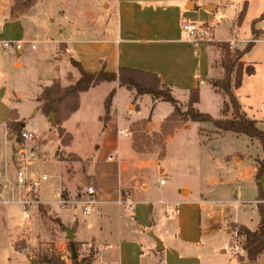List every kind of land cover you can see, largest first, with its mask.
I'll return each instance as SVG.
<instances>
[{
	"label": "rangeland",
	"instance_id": "rangeland-1",
	"mask_svg": "<svg viewBox=\"0 0 264 264\" xmlns=\"http://www.w3.org/2000/svg\"><path fill=\"white\" fill-rule=\"evenodd\" d=\"M5 1H7L6 7L11 3L8 16L12 19L24 18L27 28L35 39V29L38 30L37 39L39 40V43L31 42L25 46V54L29 53L30 57L23 68L11 66L8 71H0V86L5 90L4 96L0 97V124L4 125L0 126V167L3 165L5 156H11L14 171L13 183L17 181L16 167L20 160L28 161L27 169L30 179L43 175L50 177L48 182L41 185L36 194L38 203L32 205L34 207H30L29 214L39 219L42 228H44L42 223H45L48 232H50L45 237V241L54 247L55 252L43 256L42 253L49 251L48 247H36L29 250L26 239L19 238L15 242V248L20 252H25L27 260L31 264H39L43 258L52 256L60 258L66 264H73L71 245L74 244L78 256L75 261L78 264H86L85 261L88 260L91 261V264L97 262L102 247L101 243H98L97 246L95 245L97 243H78L74 239L69 240L66 228L76 233L72 218H75L74 222L82 223L84 220L89 221L92 217H96L97 208L93 214L84 217L78 202L86 200V190L89 187L96 188L93 173L107 174L109 172L112 174L113 169H117L119 164L125 162L132 164L130 155L132 152L131 139L133 138L139 139L138 145L146 153L151 152V155L145 160L148 162V167L141 174L142 180H146L151 186L145 197L147 201L160 200L163 197L174 198L177 190L188 184L191 187V195L188 200L195 202L207 192L203 188L204 184L211 182L208 199L212 201V206L219 212L224 211V218L232 216L235 223H240L249 229L255 226L258 215L257 206L254 204L259 198L256 174L259 161L264 156L262 146L257 139L237 136L233 133L216 135V129L210 123L182 121L181 125H171L167 128L166 132H171L169 134L170 141H167L161 134V127L156 130L153 123H166L173 113L174 107L169 103L159 102L153 109L152 100L149 97H143V99H136V97L131 101V111H128L131 98H129V92L123 89L118 96L116 91L111 115H115V118L118 117L121 120L128 113L125 118L127 122L131 123L128 130L131 136L125 133L120 134L119 139L118 137L114 139L112 147L98 149L97 147L102 144L103 140L101 117L105 113V99L113 90L111 84L100 85L89 93L86 92L82 99L80 98L79 111L63 123V128L72 136L69 146L65 147L61 144L58 126L55 125L56 114L52 113L55 114L53 121L52 114L47 118L41 112L37 99L42 86L51 85L55 78L61 84L74 82L71 73L67 78L64 68L54 69L47 62H39L36 58L43 54L44 57H52L58 61L65 59L62 54L67 52V44L62 41H66L74 52L76 50L77 52L85 51L90 68L88 72H99L103 67L111 71L108 68L113 66V47L116 46L110 42V38H114L117 19L116 12L113 14L110 11L114 10L116 0ZM215 1L220 5L218 12L210 14L200 11L188 18L198 26L209 25L210 39L212 40H207L209 38L204 37L202 43L211 46L212 50L217 53L213 64L220 68L222 53L215 46L218 42L213 40L214 32L216 39L229 42L233 55L236 51H243L248 43L255 40L254 38L262 42H256L254 48L245 55V60L248 62L246 63L253 65L256 73L253 76L244 77L243 85L236 92V96L242 109L250 118L255 119L258 122V127L264 131L261 112L264 105V32L256 30L257 37H254L253 34L255 28L264 30V20H259L264 14V0ZM245 3L247 4L246 16L239 26L238 17ZM108 19L109 22H106ZM20 36L24 39L23 31H20L19 26L7 24L5 28H0V40L19 42ZM231 39H234L235 42L230 43ZM203 44H193L190 58L184 63L183 69L186 71V75L191 76L190 81L179 83L173 75L170 77L173 78V81L171 80L168 84L172 87L176 99L180 100L185 108V101L192 90V88L188 89L189 83L195 82L200 94L197 108L200 112L219 119L223 117L222 108L228 98L217 92L216 89L203 86L206 81L204 75L209 71L210 62L215 57V53ZM40 47L41 49H39ZM238 47H244V49L240 50ZM31 50L35 52H31ZM40 59L42 60V57ZM66 59L68 60V57ZM200 73L203 81L200 79ZM222 78L223 76L219 79H212L211 84L216 85L217 81ZM13 110L25 120L31 127V131L35 132L34 140L25 142L22 140V136L21 138L10 137L8 134L6 138L4 122L7 121ZM225 117L231 118L232 110ZM184 126L190 127V129H186ZM24 132L27 131L23 130L22 133ZM161 154L163 155L161 156ZM110 157H115V160L109 161ZM160 168H167L174 177L172 181H169L166 175L163 176V179L169 182L167 186L169 192L164 195L153 188L154 184L160 180ZM65 174L70 184L68 186L63 184L61 187ZM110 178L112 177L110 176ZM261 188L264 195V174L261 179ZM186 193L184 192V194ZM120 200L123 201V197ZM96 201H98L97 197ZM189 201L188 203H190ZM236 201L241 205H237ZM251 204H253L254 212L239 211V206L244 209L247 206L250 207ZM100 208L116 211L115 205H102ZM4 209L0 206V233L8 230L10 223H13L3 214L2 210ZM9 211L14 216V225L22 230L25 229L29 219L25 217L26 213L22 207L19 204L12 205ZM66 211L71 216L70 219L65 218ZM62 216L65 221L68 219L71 227L63 224ZM99 220L102 221V218ZM103 223H106V219ZM192 225H198V220L194 218ZM94 227L95 229L92 231L85 232L83 238L94 235L102 242H110L112 235L109 234L108 228L103 229L101 225H94ZM231 227L235 232L231 246L242 244L244 237H236L237 229L241 226L231 225ZM36 230L37 227L31 228L33 233H36ZM147 251L145 245L142 248L140 243L138 250L134 248L133 251V248L129 247L124 264H138V256ZM102 260L106 263L112 261L106 253L102 255Z\"/></svg>",
	"mask_w": 264,
	"mask_h": 264
},
{
	"label": "crops",
	"instance_id": "crops-1",
	"mask_svg": "<svg viewBox=\"0 0 264 264\" xmlns=\"http://www.w3.org/2000/svg\"><path fill=\"white\" fill-rule=\"evenodd\" d=\"M6 2L5 0H0V28H5L7 24L19 26L20 31H23L24 39L20 36L18 40L23 43V49L20 51L0 50V71H8L11 66L23 68L24 65L28 63L30 57L28 52H26L28 55L25 54V46L31 42L39 43L37 39L38 30L35 29V35L33 34L36 37L35 39L29 28H27L24 18L12 19L8 16L11 3L6 7ZM219 9L220 5L215 0H116V2H114V10L110 11L113 14L116 12L117 20L115 21L116 29L114 31V38H110V42L116 47H113V66L108 69L112 72H116L119 68H130L154 73L159 76L161 82L165 85H169L168 83L173 79L170 77L173 75L179 83L185 82L186 80L189 82L191 76L186 75V71H184L183 67L185 61H188L190 58V50L195 43L189 41L184 35L182 23L188 21L197 25V23L191 22L188 17H192L196 12L200 11L213 14L218 12ZM110 12L109 16L111 15ZM106 22H109V19ZM201 26L202 25L199 27ZM255 30L264 32L262 29L255 28ZM213 40L216 42H224L216 39L215 32ZM231 42H235V40L231 39L230 43ZM62 43L67 44V52L62 54V57L65 59L58 61L54 60L52 57H44L43 54H41L42 60L40 56L36 58L39 62H47V64L54 67V69L59 67L64 68L67 78L68 74L71 73L74 77V82L62 83L63 87H68L80 78V73L77 69V65H74V62L77 64L80 63L87 72L90 68L88 66L89 64L86 59L85 51L77 52L76 50V52H74L66 41H62ZM196 43L203 44L202 41ZM257 43L262 42L258 41ZM203 45L210 49L211 52L215 53V57L210 62L209 71L204 75L206 81L204 80L205 83L203 86L216 89V85L211 84V80L221 78L223 76V69L221 70L220 67L213 64L217 53L212 50L211 46ZM238 48L240 50L244 49V47ZM39 49H41V47ZM37 50L38 48L35 51L37 52ZM35 51L31 50V52ZM65 56L68 57L69 61ZM31 58H33V56H31ZM243 61L247 62L245 57ZM200 77L201 81H203L201 73ZM55 80H57V78L53 79V82ZM53 82H51V85ZM105 84L113 85L112 88L116 89L117 96L123 89L128 91L125 88H120L118 83H104L101 86ZM51 85L42 86L41 93L44 88ZM189 85L188 89H195L197 86L193 81H191ZM94 89L95 88L90 91ZM128 92L130 95L129 98H131L128 104V111H131V101L136 98V96L135 93ZM41 93L38 95L37 99L39 107L41 106L39 100ZM4 94L5 90L0 86V97H3ZM85 94L86 93L81 94V99ZM143 97H149L152 100L153 109L155 105L159 103V101L154 102L151 96H142L136 99H143ZM188 98L189 95L185 103H187ZM126 115H128V113H126ZM10 116H8L7 121L4 122L6 138L8 134L7 122ZM18 116L19 121L25 123L24 130L34 134L35 132L31 131V127L25 120L22 119L20 115ZM125 116L120 120L118 117L115 118V115H111V121L105 127L103 125V140L102 144L97 147L98 149L112 147L114 145V139L117 137L119 139L120 134L125 133L131 136V134L128 133L131 123L127 122ZM263 118L264 117H262V120H264ZM153 124L156 130H158L162 122ZM0 126L3 127L4 125L2 126V124H0ZM184 127L190 129V127ZM215 134L222 136L228 133H221L215 130ZM167 141H170V137H168ZM131 145V165L128 164V162L119 164L117 169H113V176L109 172L107 174H92L96 184V197L98 199L96 206L98 210L96 212L97 214L95 213L96 217H92L89 221L84 220L82 223L74 222L75 218H72L74 223L73 226H75L77 230L76 233L66 228L68 239L72 236L78 243H97L95 244L97 246L98 243H101L102 247L100 249L99 259L95 264H124V258L125 255L129 253V247L133 248V251L134 248L138 250L139 243L142 248H144L145 245L148 251L142 252L141 255L138 256V264H264V254L256 263H250L244 251L241 255H235L229 251L228 247L231 246L235 234L231 225H244L235 223L232 216L224 218L225 212H219L212 206V201L208 199V189L211 186V182L204 184L203 188H205L207 192L195 202L188 200V197L191 195V187L188 184L180 187L177 193H175L176 196L174 198L163 197L160 200L147 201L145 197L151 186L146 180H142L141 174L142 171L148 167V162L145 160L151 155V152H137L133 148V139H131ZM118 154H120L119 151ZM13 172L11 156H5L3 165L0 167V206L5 208L2 210L3 214L13 223H10V228L8 230H4L0 233V262H2V264H31L27 260L26 253L20 252L15 248V242L19 238L26 239L29 250H33L36 247H48L49 251L47 253H42L43 256L53 253L55 250L48 241H45V237L49 235L50 232H48L49 230L45 223H42L44 228L41 227L37 217H32L31 214L30 217L27 218L25 214V217L29 219V223L23 230L14 225V216L12 212L9 211V208L12 205L19 204L18 201L24 196V191L15 188V183L12 182ZM159 175L160 180L158 183L154 184L153 188L164 195L169 192L167 188L169 182L166 180V184L161 186L160 181L163 179L164 175L168 177L169 181H172L174 177L167 168H160ZM110 176L112 178H110ZM67 178L65 174L61 187L63 184L66 186L70 184ZM184 192L187 193L184 194ZM121 197H123L124 203L122 205L119 204ZM188 201L190 203H188ZM258 202L259 201L256 200L254 205L257 206ZM236 204L241 205L238 201H236ZM102 205H115L116 211L113 212L108 208L104 210L100 208ZM252 206L253 204L244 209L239 206V211L254 212ZM35 208L37 209V207ZM257 215L258 221L250 230H256L258 227L260 221L258 210ZM63 216L62 218L60 217L63 224L67 227H71V223L67 221L68 219L65 221ZM65 218H71L67 211ZM97 218H102L103 222L104 219H106V223H103ZM194 218L198 220V225H192ZM33 221L34 223H32ZM94 225H101L103 229L105 227L108 228L109 234L112 235L109 240L110 242H102L94 235L89 238H83L85 232L87 233L95 229ZM36 227V233H33L31 228ZM153 236L161 240L163 248L161 251L157 250V242ZM104 253H106L108 258L110 260L112 259V261L108 263L104 262L102 260V255Z\"/></svg>",
	"mask_w": 264,
	"mask_h": 264
},
{
	"label": "trees",
	"instance_id": "trees-1",
	"mask_svg": "<svg viewBox=\"0 0 264 264\" xmlns=\"http://www.w3.org/2000/svg\"><path fill=\"white\" fill-rule=\"evenodd\" d=\"M247 4L238 17V25L240 26L246 16ZM259 20H264V14ZM254 37H257L256 30L253 29ZM248 43L243 51H236L235 55L231 52L229 42H218L215 44L222 53L220 66L223 69V78L216 83V91L224 94L228 101L224 102L222 108V118L215 119L209 114L199 111L197 105L200 102L199 89H192L189 92V98L185 104V108L181 102L176 99L173 89L169 85L161 82L157 74L134 70L130 68H119L116 72H108L103 67L99 72H87L83 69L80 63L77 64L80 78L72 85L63 87L59 80L53 82L49 87L44 88L40 95L41 112L48 118L52 113L56 114V123L58 126V134L63 146H69L72 141V136L63 128V123L66 122L73 114L80 109L81 94L89 92L104 83H118L120 88H125L130 92L135 93L136 97L151 96L154 102H166L174 107V111L167 119V122L161 126V134L168 139L171 132H166L171 125H181L182 121H191L198 123H210L216 130L221 133H233L237 136H247L251 139H257L263 150L264 155V131L258 127V122L251 119L242 109V106L236 96V92L242 87L245 76H253L256 73L253 65L243 62L242 59L250 52L255 44ZM116 95V89H113L104 102V116L101 121L104 127L111 121V111L113 100ZM184 108V109H183ZM232 110V117L227 118L225 115ZM25 128V123L19 121V116L15 110L12 111L9 121L7 122L8 136H16L21 138ZM138 138H133V148L140 153L145 151L138 145ZM163 154H161L162 156ZM264 174V156L259 161V167L256 174V182L259 191L257 210L259 212L260 221L256 230H250L247 227L241 226L237 229V236L244 237L242 249L246 254L247 260L250 263H256L264 254V195L261 188V179ZM69 240H73L70 238ZM75 250V244L71 245ZM86 264H91V261H85ZM39 264H66L60 258L45 257ZM73 264H78L73 261Z\"/></svg>",
	"mask_w": 264,
	"mask_h": 264
},
{
	"label": "built area",
	"instance_id": "built-area-1",
	"mask_svg": "<svg viewBox=\"0 0 264 264\" xmlns=\"http://www.w3.org/2000/svg\"><path fill=\"white\" fill-rule=\"evenodd\" d=\"M182 31L184 35L187 37L189 41H193L194 43L199 41H204V37H208L207 40L210 39V27L207 24L202 25L201 27L192 24L188 21H184L182 23ZM259 40H256L255 42H258ZM23 49V43L21 42H12V41H6V40H0V50L1 51H20ZM263 117H264V105L261 110ZM34 134L30 132H24L22 133V140L25 142H29L34 140ZM21 154V153H20ZM115 157H110L109 161H114ZM28 161H21L18 163L16 167V175H17V181L15 183V188L21 189L24 191V196L21 200L18 201L19 205L22 207V210L26 213V217L29 218V210L32 205H35L38 203L36 194L39 192V189L41 188V185L45 182H48L50 180V177L47 175H43L39 178L30 179L28 175ZM166 184V180L162 179L160 181V185L164 186ZM96 195L97 191L96 188L91 186L86 190V200H81L78 202V204L81 205V212L84 217H88L91 214H93L97 201H96ZM122 198V197H121ZM119 204H124L122 200L119 201ZM229 251L232 254L235 255H241L243 249L242 245L236 244V246H229Z\"/></svg>",
	"mask_w": 264,
	"mask_h": 264
},
{
	"label": "water",
	"instance_id": "water-1",
	"mask_svg": "<svg viewBox=\"0 0 264 264\" xmlns=\"http://www.w3.org/2000/svg\"><path fill=\"white\" fill-rule=\"evenodd\" d=\"M74 65H77V63H75L74 62ZM51 118L53 119V121H54V118H55V114H52L51 115ZM154 237V239L156 240V242H157V250L158 251H161L163 248H162V242H161V240L159 239V238H157V237H155V236H153ZM70 238H73L72 236H70ZM77 253H76V251L75 250H73V260H76L77 259Z\"/></svg>",
	"mask_w": 264,
	"mask_h": 264
}]
</instances>
